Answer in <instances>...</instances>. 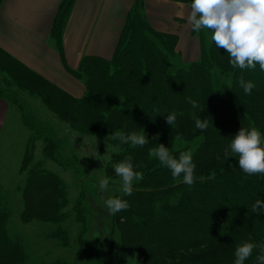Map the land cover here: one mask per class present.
<instances>
[{"label":"trees","instance_id":"1","mask_svg":"<svg viewBox=\"0 0 264 264\" xmlns=\"http://www.w3.org/2000/svg\"><path fill=\"white\" fill-rule=\"evenodd\" d=\"M73 1L63 0L51 30L63 63ZM211 1L193 25L199 58L171 72L177 36L153 30L137 0L112 58L85 56L69 71L84 84L80 98L0 51V98L16 107L29 132L19 167L21 221L51 224L48 237L68 248L76 228L78 261L47 264H264V23L216 20L204 27ZM214 71L225 77L219 92ZM18 91L38 99L56 121L37 116ZM65 129L101 138L100 153L103 146L115 149L107 176L114 177L115 165L133 180L112 200L111 237L120 255L107 257L85 243L86 193L94 179L75 152L64 154ZM46 162L72 174L78 195L71 199ZM12 218L8 191L0 188V264H36Z\"/></svg>","mask_w":264,"mask_h":264},{"label":"crops","instance_id":"2","mask_svg":"<svg viewBox=\"0 0 264 264\" xmlns=\"http://www.w3.org/2000/svg\"><path fill=\"white\" fill-rule=\"evenodd\" d=\"M136 1L74 0L62 34L63 63L51 37L63 0H2L0 51L71 97L80 98L84 84L69 71L77 70L85 56L112 58ZM138 1L153 30L177 36L172 58L177 69L186 68L199 58L200 39L193 33V25L205 0H195L191 5L173 0ZM205 15L209 18L205 20L212 21L264 23V0H212ZM12 106L0 98V133L13 113ZM52 117L46 114L45 118L53 120Z\"/></svg>","mask_w":264,"mask_h":264},{"label":"rangeland","instance_id":"3","mask_svg":"<svg viewBox=\"0 0 264 264\" xmlns=\"http://www.w3.org/2000/svg\"><path fill=\"white\" fill-rule=\"evenodd\" d=\"M205 19L209 18L203 19L204 27L212 22V20ZM229 21L252 25L258 24L259 27L263 24V22H241L235 19H229ZM256 46L257 41L247 52L249 58L254 55ZM176 69L177 67H175L171 60L170 71L174 72ZM212 75L214 88L219 92L220 84L218 81H222L225 77L219 78V74L215 71ZM18 93L30 102L37 116L45 118L47 114L52 117L38 99H34L20 91ZM12 109L13 113H11L8 119L6 128L0 133V188L8 191L12 203L13 218L10 225L14 229L19 230L27 241L32 253L33 263L47 264L55 259L77 262L79 259V251L75 244L76 228L71 235V246L68 248L59 246L56 240L48 237L49 232L53 228L51 224L37 221L23 223L21 221L23 209L21 191L25 178L19 172V167L29 132L22 124L20 114L16 107L12 106ZM17 121H19V124ZM61 126L64 127L63 125ZM64 132L70 141L69 147L64 149V154L68 155L70 152H75L79 156L83 168L94 179L93 186H90L89 191L86 193L85 207L89 212V218L87 220L88 231L85 243L97 252L105 254L107 257H110L111 252L120 255V250L117 247V239L111 237L112 200L116 194L126 191L133 183V180L127 181L122 175V167L115 165L113 167L114 177L107 176L105 169L115 149L109 146H103V150L100 153L99 144H101V138H81L68 131V129H65ZM39 157H41L40 147L37 148L35 158L37 159ZM44 164L47 169L58 173L65 180L71 199L78 195L77 190L81 189V184L78 182L75 183L76 186L73 184L71 173L62 171L52 162H46Z\"/></svg>","mask_w":264,"mask_h":264},{"label":"bare ground","instance_id":"4","mask_svg":"<svg viewBox=\"0 0 264 264\" xmlns=\"http://www.w3.org/2000/svg\"><path fill=\"white\" fill-rule=\"evenodd\" d=\"M25 123V122H24ZM25 125V124H24ZM10 225V224H9Z\"/></svg>","mask_w":264,"mask_h":264}]
</instances>
